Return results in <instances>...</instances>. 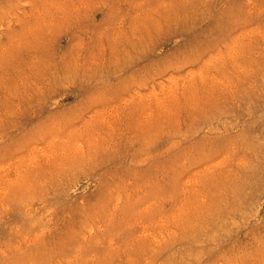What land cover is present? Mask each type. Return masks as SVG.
I'll return each instance as SVG.
<instances>
[{
    "label": "rangeland",
    "instance_id": "374dc122",
    "mask_svg": "<svg viewBox=\"0 0 264 264\" xmlns=\"http://www.w3.org/2000/svg\"><path fill=\"white\" fill-rule=\"evenodd\" d=\"M0 264H264V0H0Z\"/></svg>",
    "mask_w": 264,
    "mask_h": 264
}]
</instances>
